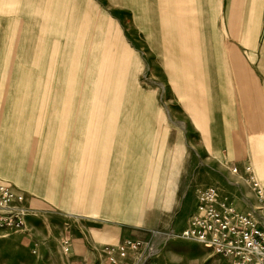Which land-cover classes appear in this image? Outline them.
<instances>
[{"label":"crops","instance_id":"0c3cea01","mask_svg":"<svg viewBox=\"0 0 264 264\" xmlns=\"http://www.w3.org/2000/svg\"><path fill=\"white\" fill-rule=\"evenodd\" d=\"M9 89L27 115L0 121V183L25 192L28 246L233 264L178 233L212 154L264 186V0H0V108Z\"/></svg>","mask_w":264,"mask_h":264},{"label":"built area","instance_id":"2783aa9c","mask_svg":"<svg viewBox=\"0 0 264 264\" xmlns=\"http://www.w3.org/2000/svg\"><path fill=\"white\" fill-rule=\"evenodd\" d=\"M251 178L258 199L264 201V186ZM196 199L179 236L202 243L230 258L233 264H264V224L221 198L216 184L198 190ZM29 213L25 192L9 183H0V228L25 229ZM96 251L92 261L81 264H155L159 247L150 238L127 237L117 244L101 245Z\"/></svg>","mask_w":264,"mask_h":264},{"label":"rangeland","instance_id":"374dc122","mask_svg":"<svg viewBox=\"0 0 264 264\" xmlns=\"http://www.w3.org/2000/svg\"><path fill=\"white\" fill-rule=\"evenodd\" d=\"M12 94L16 98L14 102L10 100ZM14 94L15 92L10 89L9 93L4 94V100L0 108V121H10L11 118H16L18 114L19 117L27 115L26 102L24 104L18 103L17 95ZM19 106H21L20 109H18ZM235 155L227 151L212 154L208 183L218 185L220 197L231 201L238 211L249 212L264 224V201L258 199L256 191L245 179L246 176L242 172L243 164L238 162V157H235ZM248 163L252 165L251 162ZM261 164L264 166V157ZM235 167L237 168L236 171H234ZM255 169L257 178L264 185V169ZM208 183H205V185ZM12 229L16 228H0V264H65L67 261L72 264L73 260L67 257L64 248L57 246V241L54 240L50 247L39 248L38 251L37 247L28 246L17 231ZM229 261H231L230 258ZM81 263L82 261L78 262V264Z\"/></svg>","mask_w":264,"mask_h":264},{"label":"bare ground","instance_id":"6f19581e","mask_svg":"<svg viewBox=\"0 0 264 264\" xmlns=\"http://www.w3.org/2000/svg\"><path fill=\"white\" fill-rule=\"evenodd\" d=\"M261 207V206H260ZM262 208V207H261ZM263 208H264V205H263Z\"/></svg>","mask_w":264,"mask_h":264}]
</instances>
